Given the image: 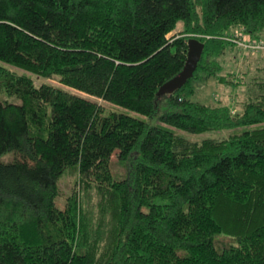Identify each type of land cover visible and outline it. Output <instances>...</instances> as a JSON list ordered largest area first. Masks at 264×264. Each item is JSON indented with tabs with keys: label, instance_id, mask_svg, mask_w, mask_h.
Wrapping results in <instances>:
<instances>
[{
	"label": "trees",
	"instance_id": "trees-1",
	"mask_svg": "<svg viewBox=\"0 0 264 264\" xmlns=\"http://www.w3.org/2000/svg\"><path fill=\"white\" fill-rule=\"evenodd\" d=\"M236 31L264 40V0H0V264H264V76L223 73ZM211 78L244 99L193 100Z\"/></svg>",
	"mask_w": 264,
	"mask_h": 264
},
{
	"label": "rangeland",
	"instance_id": "rangeland-1",
	"mask_svg": "<svg viewBox=\"0 0 264 264\" xmlns=\"http://www.w3.org/2000/svg\"><path fill=\"white\" fill-rule=\"evenodd\" d=\"M234 36L235 35L231 34L230 36L227 35L226 38H233ZM246 37L249 38L248 36ZM260 41H262V39ZM238 47H241V46H238ZM221 59L223 60V68H224L223 73H225L228 70H235V72H237V75H240L241 71L243 72L246 70L248 72L247 74L250 76H254V77L258 75L264 76V49L260 51H256V52H252L250 50L249 51L243 50V52H239L238 50L235 49V51H230L224 54L223 58H220V60ZM41 79L42 78L36 79V82L40 84V82L43 81ZM52 82L56 83L55 81H52ZM231 98H234L235 102L237 100L242 101L244 99V93L242 92V88H236L235 90H231L230 88H225L224 86L217 84L215 79H212V78L209 79L206 84L197 87L196 92L194 93V95H192L193 100L200 101V102L207 103V104H212V105L227 103L229 102V100H231ZM7 100L10 102H15L14 98H7ZM234 104L237 105L236 103ZM235 105L232 107L233 113H236L238 109V107ZM106 106L108 107L107 104ZM108 108H113V107L109 106ZM125 111L131 115H135L141 119H144L149 124H152V125L158 124L156 116L152 118H148L146 116L136 114L129 110H125ZM180 133L192 141H201L206 138L220 139V138L226 137L230 134V131H227V130L226 131H205L202 133H188V132L182 131ZM116 156H117V153L113 155L112 159L115 160ZM15 157H16L15 152L11 151V152L3 154L0 157V160L3 162H8V161L14 160ZM69 185H70V178L64 177L63 184H62V191L66 192L68 190ZM59 204L60 205L63 204L62 198L59 199ZM227 240L228 241L225 243V245H228L231 242H233L232 239H227Z\"/></svg>",
	"mask_w": 264,
	"mask_h": 264
},
{
	"label": "water",
	"instance_id": "water-1",
	"mask_svg": "<svg viewBox=\"0 0 264 264\" xmlns=\"http://www.w3.org/2000/svg\"><path fill=\"white\" fill-rule=\"evenodd\" d=\"M187 47L186 60L182 70L158 88L157 96L174 92L182 87L193 75L197 63L201 58L204 45L196 38H189L187 40Z\"/></svg>",
	"mask_w": 264,
	"mask_h": 264
},
{
	"label": "built area",
	"instance_id": "built-area-1",
	"mask_svg": "<svg viewBox=\"0 0 264 264\" xmlns=\"http://www.w3.org/2000/svg\"><path fill=\"white\" fill-rule=\"evenodd\" d=\"M243 32L236 31L233 35V38H228V40L237 44V46H241L245 50H250L252 52L260 51L264 49V41L260 40H252L250 38L245 37Z\"/></svg>",
	"mask_w": 264,
	"mask_h": 264
}]
</instances>
